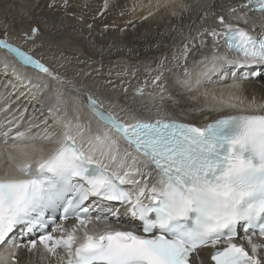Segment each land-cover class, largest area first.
I'll return each instance as SVG.
<instances>
[{"label": "snow or ice", "instance_id": "obj_1", "mask_svg": "<svg viewBox=\"0 0 264 264\" xmlns=\"http://www.w3.org/2000/svg\"><path fill=\"white\" fill-rule=\"evenodd\" d=\"M47 7L66 9L68 0ZM178 7L203 12L195 34L173 53L182 67L178 86L189 90L213 73L264 66V0ZM39 31L32 26L22 35L32 40ZM193 48L200 58L189 66ZM0 49L40 82L7 56L0 61L5 71L55 101L47 116L26 126L27 108L14 115L7 98L0 106V264H20L21 249L60 264H264V105L242 109L221 98L218 115L203 124L143 105L121 109V117L32 49L10 42L7 28ZM165 60L151 80L161 101L162 77L172 71ZM147 87L146 80L133 95L143 97ZM17 232L38 235L24 243Z\"/></svg>", "mask_w": 264, "mask_h": 264}, {"label": "bare ground", "instance_id": "obj_2", "mask_svg": "<svg viewBox=\"0 0 264 264\" xmlns=\"http://www.w3.org/2000/svg\"><path fill=\"white\" fill-rule=\"evenodd\" d=\"M201 2L219 3L220 0H108L107 9H103L104 0H68L66 9L47 7L50 0H0V37L7 28L10 42L25 50L32 49L36 58L66 79L76 81L82 91L92 94L106 109L116 111L121 117L124 115L121 109L143 105L153 110L162 107L182 120L203 123L218 115V101L222 96L215 85L230 82L229 76L235 68L213 73L193 89L185 90L175 83V73L182 72V67H176L173 53L179 52L190 31L195 34L192 30L201 24L203 16V12L194 7L181 10L178 6L181 3L195 6ZM89 24L91 28L87 27ZM32 26H38L40 31L34 39L26 41L22 33ZM195 44L198 45L199 40ZM0 54V61L7 56L10 62L16 63L21 74L31 76L33 83L40 82L33 69L18 64L7 50L0 49ZM198 56L193 48L187 61L189 66L200 58ZM164 57H167L165 69L172 71H165L162 77L166 92L161 101L159 89L151 85V80ZM179 63L182 65L184 61ZM236 74L241 75L239 71ZM146 80L148 87L144 96H134V89ZM0 90L1 97L5 96L9 102L19 97L11 104L12 110L27 108L24 125L31 117H36V122L42 120L48 115V107L55 104L47 91L32 88L27 79H18L11 68L5 71L2 63ZM149 93L155 94V101ZM64 101L71 109V97L66 96ZM79 101L83 115L91 118L84 97L80 96ZM233 103L247 109L264 105V77L245 81ZM12 114L19 115V112L13 110ZM4 118L1 113L0 120ZM0 253L6 254V250ZM18 259L20 264H50L52 261L42 258L39 251L27 249L19 251Z\"/></svg>", "mask_w": 264, "mask_h": 264}]
</instances>
